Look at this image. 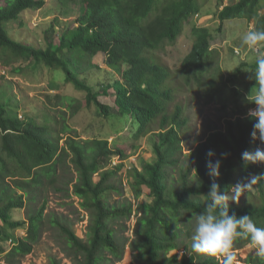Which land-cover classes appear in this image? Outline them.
<instances>
[{"label": "trees", "instance_id": "trees-1", "mask_svg": "<svg viewBox=\"0 0 264 264\" xmlns=\"http://www.w3.org/2000/svg\"><path fill=\"white\" fill-rule=\"evenodd\" d=\"M2 1V0H0ZM63 14L70 6H80L76 26L66 27L58 45L37 49L11 38L4 24L17 19L27 10H41L46 0H8L0 8V54L2 64L10 67L22 59L44 63L65 74L66 83L87 93V105H96L101 115L109 117L114 108L100 101L116 93L118 114L130 121L131 136L140 141L152 135L155 159L129 172L130 186L136 199L149 190V202L121 205L111 202L120 189L113 178L123 169L110 168L114 159L124 161L127 154L112 148L108 139H82L72 135L75 130L69 119L82 109L72 97L57 96L60 115L46 118L44 123L24 120L13 113L10 101L0 96V251L2 243L14 244L6 253L5 263L22 264L34 250L50 224L67 242L68 259L72 264H105L124 258L125 244L115 235L114 223L131 218L136 212L135 238L130 243L135 264H220L216 257L193 252L191 236L193 214L204 211L212 202L208 193L212 183L221 192L229 191L237 182L252 174L264 173V163L243 167L241 154L261 147L251 132L255 121L247 117L254 104L245 101L244 90L236 80L249 68V85L257 90L254 80L256 63L247 62L225 76L217 64L218 51L212 49L213 31L194 25L195 39L190 53L179 70L183 84H173L172 74L159 62L156 52L182 35L186 23L201 12L199 0H56ZM263 11V13H262ZM253 21L254 30H264L262 0H239L219 13L221 23L231 19ZM57 26L54 23L53 28ZM52 28V29H53ZM65 29V28H64ZM98 53L106 54L108 67L121 78L103 86L99 92L82 79ZM213 70V71H212ZM209 77L207 81L205 77ZM196 84L208 102L222 106L223 127L209 129L197 141L194 150L184 152V136L189 122L184 104L177 95L184 87ZM262 148V147H261ZM213 151L215 156L209 157ZM227 153L226 159L221 154ZM221 161L220 175L213 177L209 162ZM98 177V179L96 178ZM50 188L62 199L78 198L89 222L86 239L79 237L57 215L49 210ZM248 200L239 204L229 201V214L237 218L249 215L257 227L264 228V180L253 186ZM28 208L27 219L16 222L12 212ZM26 228V236L16 238L13 231ZM129 243V241H128ZM251 246L248 240H237L233 250ZM182 251L184 254H180ZM174 253V254H172ZM246 264H264L255 251L248 254ZM50 264H62L56 258Z\"/></svg>", "mask_w": 264, "mask_h": 264}, {"label": "rangeland", "instance_id": "rangeland-1", "mask_svg": "<svg viewBox=\"0 0 264 264\" xmlns=\"http://www.w3.org/2000/svg\"><path fill=\"white\" fill-rule=\"evenodd\" d=\"M47 5L41 10H27L4 26L14 40L37 49H46L48 44L58 45L60 34L66 30V27L76 26V19L80 15V6L73 3L70 6L69 13L61 12V5L56 0H46ZM239 0H199L201 12L199 17L195 16L186 23L184 31L179 39L174 43H167L156 52L160 63L168 68L172 74L173 84H183L182 78H179V70L184 58L193 48L195 39L192 34L194 25L207 26L212 29L214 39L212 49L218 51L216 55L217 64L221 67L225 76L230 75L242 62L249 65L255 63L256 55L246 46L242 45L241 38L244 33L254 30L253 21L247 19H231L221 23L219 13L227 5H235ZM264 4V0H262ZM8 0L0 1V8L6 6ZM263 13V11H262ZM57 26L53 28L54 23ZM53 28V29H52ZM65 28V29H64ZM264 52V49L260 50ZM106 54L98 53L93 59L86 74L81 78L85 79L90 86L95 87L99 92L102 86L114 82L121 77L120 73L108 67L106 64ZM249 70V68H248ZM248 70L244 69L235 82L246 95L254 92L249 83L250 77ZM213 71V70H212ZM209 77H205L207 81ZM0 96L2 102L10 101L13 107V113L19 118L28 120L37 119L44 123L46 118L57 117L60 115L57 96H66L77 99L82 106L81 111L74 117L71 116L69 123L75 130L72 135H79L82 139L105 138L109 140L112 148L123 150L128 158L123 162L116 159L110 165V168H117V165H124L123 169L113 178V183L120 189V193H113L111 202L117 205L130 202L137 210L138 203L149 202V190L143 189V196L136 199L130 186L129 172L133 166L141 167L145 161L152 162L155 159L153 152L152 135L136 141L131 136L130 121L118 114L116 102V93L109 90V97H100L104 104L112 106L114 110L109 117L101 115L92 104L87 105V93L79 91L71 83H66L65 74L59 69H52L44 63L37 64L33 60L22 59L13 63L10 67L2 64L0 54ZM199 87L194 84L191 88L184 87L177 95L178 103L186 106L185 112L189 117L186 133L184 136V152L188 154L194 150L198 140L205 137L209 129L223 127L225 119L222 106L215 102H208ZM264 148V144L261 145ZM217 159H215L216 161ZM98 179V177L96 176ZM51 203L50 212H53L67 226L81 238L86 239L88 215L80 206V199L67 198L62 199V194L50 188ZM254 191L252 187L241 195V199L248 200V194ZM28 208L15 209L12 212L13 220L16 222L27 219ZM138 215L136 212L131 218H122L114 223L115 235L120 243L125 244L124 258L121 261L113 259L110 253L107 257L111 261L105 264H135L133 252L130 248L131 241L135 238L134 230L137 224ZM24 228H18L13 231L16 238L25 237L27 232ZM129 241V243H128ZM3 250L0 251V263H5L6 252L13 248L11 242L2 243ZM67 242L62 233L53 228L50 224L47 226L41 241L35 245L31 254L22 260V264H50V259L56 258L62 264H72L68 259ZM255 248L252 246L243 250H233L237 257L238 264H246L245 260L248 254L253 253ZM181 255L184 252H179ZM174 254V253H172ZM220 264L222 259L216 257Z\"/></svg>", "mask_w": 264, "mask_h": 264}, {"label": "clouds", "instance_id": "clouds-1", "mask_svg": "<svg viewBox=\"0 0 264 264\" xmlns=\"http://www.w3.org/2000/svg\"><path fill=\"white\" fill-rule=\"evenodd\" d=\"M241 42L256 55V70L253 77L258 89L245 97L247 103L255 105L254 108L248 109L246 115L255 121L251 132L252 139L264 144V52L260 51L264 49V30L247 31L243 34ZM208 156H215V153L209 151ZM221 156L226 159L228 154L222 153ZM241 160L245 168L264 163V148L257 147L254 151H244ZM208 167L213 177L220 175V160H216L215 163L209 162ZM261 180H264V173L252 174L244 182H237L229 191L224 192H221L218 184H211L208 196L213 203L204 211L193 214L194 231L191 236L193 252L219 257L223 264H238L233 252L234 243L237 240H248L255 248L256 256L264 260V228L257 227L249 215L239 218L235 212L230 215L228 204L229 201L239 204L241 195Z\"/></svg>", "mask_w": 264, "mask_h": 264}, {"label": "crops", "instance_id": "crops-1", "mask_svg": "<svg viewBox=\"0 0 264 264\" xmlns=\"http://www.w3.org/2000/svg\"><path fill=\"white\" fill-rule=\"evenodd\" d=\"M101 97H107V96H101ZM108 98V97H107ZM100 99V98H99Z\"/></svg>", "mask_w": 264, "mask_h": 264}, {"label": "built area", "instance_id": "built-area-1", "mask_svg": "<svg viewBox=\"0 0 264 264\" xmlns=\"http://www.w3.org/2000/svg\"><path fill=\"white\" fill-rule=\"evenodd\" d=\"M11 242V241H10Z\"/></svg>", "mask_w": 264, "mask_h": 264}]
</instances>
